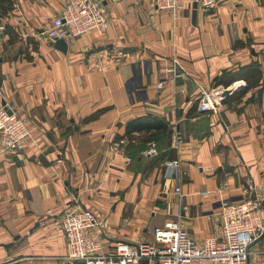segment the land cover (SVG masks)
Listing matches in <instances>:
<instances>
[{
    "label": "crops",
    "instance_id": "crops-1",
    "mask_svg": "<svg viewBox=\"0 0 264 264\" xmlns=\"http://www.w3.org/2000/svg\"><path fill=\"white\" fill-rule=\"evenodd\" d=\"M68 1L13 0L1 18L0 104L29 135L19 150L0 147V264H83L65 259L61 226L78 208L93 211L109 241L132 244L177 213L201 244L221 233V204L249 196L264 217V0L197 6L195 23L193 0L175 12L151 0H101L106 31L69 38L63 52L42 32ZM174 57L190 77L172 72ZM193 79L235 90L216 111H200ZM141 116L167 121L170 133L126 136ZM149 142L157 154L139 156ZM174 158L179 181L162 175ZM247 264H264V232Z\"/></svg>",
    "mask_w": 264,
    "mask_h": 264
},
{
    "label": "built area",
    "instance_id": "built-area-1",
    "mask_svg": "<svg viewBox=\"0 0 264 264\" xmlns=\"http://www.w3.org/2000/svg\"><path fill=\"white\" fill-rule=\"evenodd\" d=\"M151 1L160 11L175 12L184 7L181 0ZM221 1L196 0L197 6L204 9ZM108 25L107 9L101 0H69L42 33L50 41L67 40L90 32L103 33ZM4 28V23L0 22V32ZM176 67L186 77H190V71L178 57L171 61L172 72L176 71ZM193 83L197 91L199 110L216 111V106L224 98L223 93L228 87L206 88L196 79H193ZM157 87L160 88L161 83H158ZM28 135L24 120L7 104H0V147L8 151L19 150ZM181 143L182 138L178 132L173 133L171 146L178 149ZM118 144L115 143L116 146ZM156 154L154 142H149L140 151V155L145 157ZM162 175L165 178L176 177L180 180L177 158L164 163ZM174 192L180 199L183 197L178 184L174 186ZM207 195V192L201 194ZM179 205L180 203L178 210ZM177 215L162 225L155 226L150 241L132 244L122 240L109 241L103 230L104 223L98 220L90 209L65 211L61 218L66 240L65 259L68 263L81 261L83 264H247L248 246L264 232L261 202L256 196L224 204L220 210V235H210L201 244L189 236ZM95 229L99 231L101 238L93 233Z\"/></svg>",
    "mask_w": 264,
    "mask_h": 264
},
{
    "label": "trees",
    "instance_id": "trees-1",
    "mask_svg": "<svg viewBox=\"0 0 264 264\" xmlns=\"http://www.w3.org/2000/svg\"><path fill=\"white\" fill-rule=\"evenodd\" d=\"M13 0H0V20L2 17L6 16L12 9ZM1 22V21H0ZM4 28L2 32H7L8 28ZM138 132L142 134V139L145 141H150L156 138L157 134L170 133L169 124L167 121L151 117V116H141L128 121L125 125V135L130 136L132 133ZM142 149L139 150V152ZM139 156H142L139 154Z\"/></svg>",
    "mask_w": 264,
    "mask_h": 264
},
{
    "label": "water",
    "instance_id": "water-1",
    "mask_svg": "<svg viewBox=\"0 0 264 264\" xmlns=\"http://www.w3.org/2000/svg\"><path fill=\"white\" fill-rule=\"evenodd\" d=\"M191 7H192L191 20H192V23H195L196 11H197V2H196V0H193ZM54 46L56 48H58L59 50L65 52L66 48H67V41L65 39H57V40L54 41ZM231 92H230V90H225L224 93H223L224 97L229 96L231 94ZM1 103H2V105L6 104V102L4 100ZM8 112L10 113L11 110L9 109Z\"/></svg>",
    "mask_w": 264,
    "mask_h": 264
},
{
    "label": "rangeland",
    "instance_id": "rangeland-1",
    "mask_svg": "<svg viewBox=\"0 0 264 264\" xmlns=\"http://www.w3.org/2000/svg\"><path fill=\"white\" fill-rule=\"evenodd\" d=\"M7 15H8V14H7ZM7 15H6V16H7ZM4 17H5V16H4ZM4 17H2V18H4ZM0 21L2 22V20H0ZM3 22H4V21H3ZM3 22H2V23H3ZM4 25H5V27H6V24H4ZM6 30H7V28H6ZM226 90H228V89H226ZM234 90H235V89H234ZM234 90L231 92V94L234 93ZM231 94H230V95H231ZM175 132H178L177 129H175V130L173 129V130L171 131V136H172L173 133H175ZM178 135H179V132H178ZM243 199H244V198H243ZM243 199H241V200H243ZM241 200H239V201H241ZM233 202H234V201H233ZM233 202H225V203H222L220 207H222L224 204H230V203H233ZM236 202H238V201H236ZM219 220H220V212H219ZM149 228H150V227H149ZM152 228H153V227L150 228L151 231H152ZM150 229H149V231H150ZM220 231H221V221H220ZM262 233H263V232H262ZM262 233L259 235L258 238H260V236L262 235ZM219 235H220V234H219ZM258 238H256V239H255V240H254V241H253L248 247L250 248V246H251V245H252V244H253ZM249 248H248V250H249Z\"/></svg>",
    "mask_w": 264,
    "mask_h": 264
}]
</instances>
